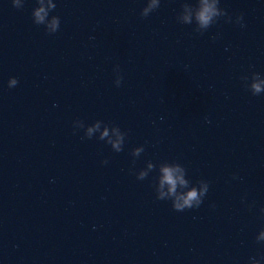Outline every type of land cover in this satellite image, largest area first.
<instances>
[{
	"label": "water",
	"instance_id": "water-1",
	"mask_svg": "<svg viewBox=\"0 0 264 264\" xmlns=\"http://www.w3.org/2000/svg\"><path fill=\"white\" fill-rule=\"evenodd\" d=\"M0 264H264V0H0Z\"/></svg>",
	"mask_w": 264,
	"mask_h": 264
}]
</instances>
